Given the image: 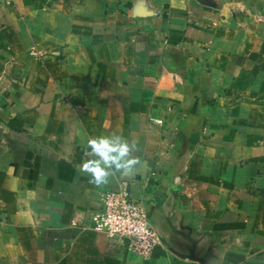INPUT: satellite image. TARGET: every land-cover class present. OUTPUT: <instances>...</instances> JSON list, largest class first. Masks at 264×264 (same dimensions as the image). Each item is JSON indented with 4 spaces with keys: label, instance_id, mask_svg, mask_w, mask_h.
Masks as SVG:
<instances>
[{
    "label": "crops",
    "instance_id": "obj_1",
    "mask_svg": "<svg viewBox=\"0 0 264 264\" xmlns=\"http://www.w3.org/2000/svg\"><path fill=\"white\" fill-rule=\"evenodd\" d=\"M121 182L148 260L92 228ZM0 264H264V0H0Z\"/></svg>",
    "mask_w": 264,
    "mask_h": 264
},
{
    "label": "built area",
    "instance_id": "obj_2",
    "mask_svg": "<svg viewBox=\"0 0 264 264\" xmlns=\"http://www.w3.org/2000/svg\"><path fill=\"white\" fill-rule=\"evenodd\" d=\"M101 210L92 217V228L108 238L127 241L130 250L150 259L163 238L154 228L147 206L135 200L128 182L101 193Z\"/></svg>",
    "mask_w": 264,
    "mask_h": 264
},
{
    "label": "clouds",
    "instance_id": "obj_3",
    "mask_svg": "<svg viewBox=\"0 0 264 264\" xmlns=\"http://www.w3.org/2000/svg\"><path fill=\"white\" fill-rule=\"evenodd\" d=\"M136 149L135 142L131 144L123 136L97 135L87 140L86 154L89 157L81 162L80 169L88 173L90 182L102 185L107 182L111 170L131 172L139 161L130 157Z\"/></svg>",
    "mask_w": 264,
    "mask_h": 264
}]
</instances>
